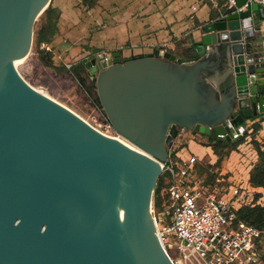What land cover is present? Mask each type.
I'll list each match as a JSON object with an SVG mask.
<instances>
[{"label":"water","instance_id":"water-1","mask_svg":"<svg viewBox=\"0 0 264 264\" xmlns=\"http://www.w3.org/2000/svg\"><path fill=\"white\" fill-rule=\"evenodd\" d=\"M234 1L201 26L194 60L165 49L86 60L111 126L143 154L13 66L51 0H0V264H172L151 205L175 142L183 130L231 138L264 114V7Z\"/></svg>","mask_w":264,"mask_h":264},{"label":"crops","instance_id":"crops-1","mask_svg":"<svg viewBox=\"0 0 264 264\" xmlns=\"http://www.w3.org/2000/svg\"><path fill=\"white\" fill-rule=\"evenodd\" d=\"M51 2L61 10L58 32L50 45L58 66L68 65V61L73 66L97 53L116 50L129 57L165 49L184 60H194L199 57L196 44L203 36L201 26L226 6V0L220 7L209 0H98L91 8L83 0ZM262 30L264 33V21ZM188 135L185 131L178 139ZM188 137V144L179 150L182 156L195 154L199 162L208 158L210 164H216L218 156L204 144L205 138L202 141L194 135ZM257 137L264 145V123ZM239 155L233 152L219 168L226 174L225 185L240 177L249 180L257 152L250 149L249 157H241L237 163Z\"/></svg>","mask_w":264,"mask_h":264},{"label":"built area","instance_id":"built-area-1","mask_svg":"<svg viewBox=\"0 0 264 264\" xmlns=\"http://www.w3.org/2000/svg\"><path fill=\"white\" fill-rule=\"evenodd\" d=\"M209 1L220 7L223 0ZM248 2L264 7V0ZM234 3L226 0V6ZM247 7L245 4L240 10ZM247 120L232 127L231 138L250 134L257 121L264 123L260 118ZM108 126L112 127L110 122ZM250 139L248 135L247 141ZM197 161L195 154L184 157L179 151L173 153L162 164L163 173L170 175L169 202L159 212L154 200L151 205L157 236L172 264H264L260 247L264 229L238 219L240 209L264 206V185L252 186L243 177L225 185L226 174L219 172L216 182L209 186L196 172Z\"/></svg>","mask_w":264,"mask_h":264},{"label":"trees","instance_id":"trees-1","mask_svg":"<svg viewBox=\"0 0 264 264\" xmlns=\"http://www.w3.org/2000/svg\"><path fill=\"white\" fill-rule=\"evenodd\" d=\"M88 7H93L97 4L98 0H83ZM224 7V5L222 6ZM61 17V10L58 7H55L51 2L48 8L40 16L39 21L36 24L35 28V39L34 46L35 51L38 54L42 63L46 66L59 68L54 61V54L51 50L43 45L52 44L55 36L58 32V23ZM63 69V68H59ZM66 72L74 75L80 84L86 89V91L92 96L94 103L102 108L100 100L97 94L96 80L92 79L91 76H87V69L85 67V62L78 63L73 65L71 68L64 67ZM103 109V108H102ZM261 120H264L263 117H259ZM256 119V117L252 118ZM262 128V123L257 121L254 123V130L250 134H246L240 139L233 138H220L214 139L211 136L204 135L208 141H205L204 144L211 146L214 153L218 156V161L216 164H210L207 162L204 163L197 161L196 163V172L198 176L204 178L205 183L209 186H212L216 182L217 174L220 172L222 162L232 152L239 149L241 144H244L247 141V136L251 137L250 143L253 145L254 149L257 152V161L254 163L251 171L249 181L252 186L260 187L264 185V145L258 140V134ZM187 142H185V145ZM176 153V150L173 152ZM169 173H162L154 193V205L156 210L162 211L169 202ZM238 219L246 221L247 223L253 224L261 229H264V206H248L240 209L238 212ZM261 247V258L264 262V237L263 242L260 244Z\"/></svg>","mask_w":264,"mask_h":264},{"label":"rangeland","instance_id":"rangeland-1","mask_svg":"<svg viewBox=\"0 0 264 264\" xmlns=\"http://www.w3.org/2000/svg\"><path fill=\"white\" fill-rule=\"evenodd\" d=\"M39 18L37 22L39 21ZM34 45L35 44L33 42L29 55L22 63L17 66V71L19 74L27 82H29V84L45 90L57 101L71 108L73 111L87 120L93 127H96L98 130L109 135H118L112 127L108 126L109 122L107 121L104 110L94 103L92 96L80 84L77 78L74 75L66 72L64 69L65 66L67 68H71L72 62L68 61V65L60 64L59 68L63 69L46 66L40 60L38 54L35 51ZM50 45L51 44L43 46L51 50ZM87 76H91L89 71L87 72ZM187 134H189L188 136H196L198 138L197 140L203 141V138H205L201 134H193L192 131H187ZM188 136L177 139L173 149L179 151L182 147H185V142H187V144L189 142ZM205 141H208V139L205 138ZM249 144L250 140L246 141L244 144H241L239 149L234 151L238 155L240 154L237 163H240L241 157H249V150L254 149L253 145L248 146ZM233 157L236 158V155L233 154ZM203 162L207 164V162L209 163V159L206 158Z\"/></svg>","mask_w":264,"mask_h":264},{"label":"bare ground","instance_id":"bare-ground-1","mask_svg":"<svg viewBox=\"0 0 264 264\" xmlns=\"http://www.w3.org/2000/svg\"><path fill=\"white\" fill-rule=\"evenodd\" d=\"M43 10V9H42ZM41 10V12H42ZM29 55V54H28ZM27 55V56H28ZM27 56L25 57H22V58H17V59H13L12 60V63H13V66L17 69V66L22 63L26 58ZM29 83V82H28ZM29 86H31V88H33L35 91L41 93L42 95L46 96L47 98H50L51 100H54L55 102H58L59 104H61L63 107H65L66 109H68L70 112H72L73 114H75L77 117H79L81 120H83L85 123H87L88 125H90L92 128H94L95 130L99 131L101 134L113 139V140H116L120 143H124V144H128L130 146H132L133 148L137 149L138 151H140L141 153L145 154L143 151H141L139 148H137L136 146H134L133 144L129 143L127 140H125L124 138H122L121 136L119 135H109V134H106L100 130H98L96 127H93L87 120H85L83 117H81L79 114H77L75 111H73L71 108H69L68 106H66L65 104L57 101L55 98H53L49 93H47L45 90L39 88V87H36V86H33L32 84H29Z\"/></svg>","mask_w":264,"mask_h":264},{"label":"flooded vegetation","instance_id":"flooded-vegetation-1","mask_svg":"<svg viewBox=\"0 0 264 264\" xmlns=\"http://www.w3.org/2000/svg\"><path fill=\"white\" fill-rule=\"evenodd\" d=\"M87 72H88V70H87ZM91 76H92V74H90Z\"/></svg>","mask_w":264,"mask_h":264}]
</instances>
